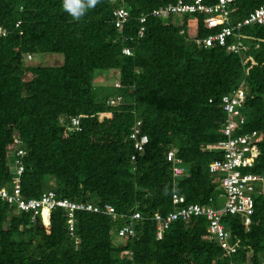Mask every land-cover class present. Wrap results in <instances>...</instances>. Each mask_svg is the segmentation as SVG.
Masks as SVG:
<instances>
[{
  "label": "trees",
  "instance_id": "obj_1",
  "mask_svg": "<svg viewBox=\"0 0 264 264\" xmlns=\"http://www.w3.org/2000/svg\"><path fill=\"white\" fill-rule=\"evenodd\" d=\"M174 2L99 0L77 20L63 0H0L7 31L0 36V185L17 177L25 199L51 190L57 199L100 209L74 211L71 236L66 210L53 209L43 224L0 198V264H264L261 194L248 227L239 215L222 218L232 254L204 239V217L155 237L151 217L173 210L174 193L187 204L218 207L221 177L208 165L222 160L218 145L228 140L224 97L242 93L232 137L261 135L246 152L253 167L243 172L264 177V25L243 29L241 54L203 48L193 41L214 33L204 28L203 13L150 16ZM262 6L264 0H235L229 22ZM121 7L128 21L117 28L113 11ZM141 16L145 32L138 37ZM27 55L57 57L31 66ZM103 75L120 87L96 86ZM116 95L120 102L109 105ZM134 130L148 138L141 154L133 150ZM105 205L117 218L103 213ZM135 212L142 219L133 222L134 237L120 236Z\"/></svg>",
  "mask_w": 264,
  "mask_h": 264
},
{
  "label": "built area",
  "instance_id": "obj_2",
  "mask_svg": "<svg viewBox=\"0 0 264 264\" xmlns=\"http://www.w3.org/2000/svg\"><path fill=\"white\" fill-rule=\"evenodd\" d=\"M112 2L116 0H110ZM235 0H175L164 7L153 10L150 16L156 19H167L171 16H181L184 14L203 13V26L205 29L214 31L204 39H196L195 43L204 48L218 46L225 49L227 53L241 54L245 51L246 46L242 40V31L247 26L264 25V6L259 7L252 11L247 17L241 21L233 24L229 22L230 14L233 12L230 5ZM128 10L121 7L113 11L115 27L120 28L128 21ZM146 17L139 18L140 28L137 31L138 37H142L145 31L144 23ZM19 23L15 25L18 27ZM217 31V32H216ZM7 31L0 27V36L5 37ZM124 55H131L129 48H123ZM30 59V56H28ZM115 87L119 88L120 85L116 82ZM242 96L241 92L235 93L232 97H224L222 99L224 110L228 113L227 120L223 129V134L228 138L224 143L218 145L224 151L222 160H216L208 165V171L211 174H219L221 177L219 183L220 197L224 198L225 202L222 207H204L198 204H187L182 195L174 193L171 197V204L173 210L166 215L156 213L151 217L155 224V237L161 240L165 231L176 222L188 223L192 218L204 217L208 221L207 234L204 239L216 242L225 252L230 254L235 252V248L230 246V233L222 223V218L225 215H239L243 217L244 224L250 223V216L255 211V194L260 193L262 190L256 184L263 182V177L244 173L247 168L253 167V159L246 155L249 151V146L253 143L259 142L261 137L255 131L232 137L233 131L237 127V122L234 118L239 115L235 105L239 103ZM121 97L119 95L111 98L108 101L109 105L119 103ZM76 125V121H72ZM239 123L242 124L243 120L240 119ZM130 139L133 141V150L137 154L144 151V147L148 142L145 135H139L138 130H134ZM217 148V147H215ZM175 151L168 153V161H172ZM18 154H22L18 151ZM131 160H135V155L131 156ZM16 173H22V166L16 165ZM181 170L174 169V176L180 175ZM18 178H14L10 186L0 185V198L11 206H15L18 212L31 213L32 220L38 216L44 219L43 211H47V219H49L50 212L55 208H61L67 211L68 220L67 227L69 234L73 236V212L76 210H85L99 212L100 209L91 205H83L73 203L67 199H57L56 194L49 190L44 192L38 199L30 198L25 199L22 197L21 188L18 183ZM9 188V190H7ZM103 213H106L113 218H117L114 209L109 205H105ZM142 216L135 212L130 222H126L120 229L119 235L134 237L135 231L133 227L134 220H140Z\"/></svg>",
  "mask_w": 264,
  "mask_h": 264
},
{
  "label": "clouds",
  "instance_id": "obj_3",
  "mask_svg": "<svg viewBox=\"0 0 264 264\" xmlns=\"http://www.w3.org/2000/svg\"><path fill=\"white\" fill-rule=\"evenodd\" d=\"M99 2V0H63V9L67 12V13H69L73 18H75V19H77V20H79L84 14H85V11H86V9H88V8H94L95 6H96V4ZM204 18V17H203ZM146 23V22H145ZM145 23H144V28H145ZM202 23H203V20H202ZM141 26H140V23H139V26H138V30H139V28H140ZM137 30V31H138ZM145 32V31H144ZM243 32V31H242ZM243 34V33H242ZM206 38V37H205ZM202 39H204V38H202ZM196 40V39H195ZM195 40L193 41L194 43H195ZM242 40H243V38H242ZM243 42H244V45L246 46V43H245V41L243 40ZM196 44V43H195ZM198 46V45H197ZM203 47V46H202ZM204 48V47H203ZM130 49V48H129ZM223 49V48H222ZM225 50V49H224ZM247 50V46H246V49H245V51ZM131 51V50H130ZM226 52V51H225ZM244 52V51H243ZM132 53V52H131ZM227 53V52H226ZM132 55V54H131ZM28 56L29 55H27L26 56V60L27 61H29L30 59H31V56H30V59H28ZM128 56V55H127ZM130 56V55H129ZM117 96V95H116ZM253 132V131H252ZM256 132V131H255ZM258 133V132H257ZM259 136L261 137V135L259 134ZM147 137V136H146ZM262 138V137H261ZM260 142V141H259ZM147 144H148V142H147ZM146 144V145H147ZM145 145V146H146ZM251 174H253V173H251ZM256 175V174H255ZM259 176V175H258ZM263 177V176H262ZM257 185V187L259 188V189H261L262 191L260 192V193H256L255 194V198L258 196V194H261V195H264V177H263V182H261V183H258V184H256ZM217 189H218V191L220 192V188H219V185H217ZM255 212V211H254ZM18 213H20V212H18ZM23 213V212H22ZM253 216V215H252ZM40 218H41V216H40ZM41 221H42V223L43 224H46L48 221H46L45 223L43 222V220H42V218H41ZM250 221H251V216H250ZM243 224H244V219H243ZM250 224V223H249ZM249 224L248 225H245L244 224V226H246V227H248L249 226ZM231 240V239H230ZM230 240H229V243H230Z\"/></svg>",
  "mask_w": 264,
  "mask_h": 264
},
{
  "label": "rangeland",
  "instance_id": "obj_4",
  "mask_svg": "<svg viewBox=\"0 0 264 264\" xmlns=\"http://www.w3.org/2000/svg\"><path fill=\"white\" fill-rule=\"evenodd\" d=\"M55 57H57V56H46V57H44L42 55H32L31 59L29 61H27L26 64H29L31 66H36V65H39L40 63H43V62L44 63L53 64L56 61ZM115 82L116 81H115L114 77L113 78H109V75L106 76V77H104V75H103V76H100L99 79H97L95 81V85L96 86H102V85H104V86H113ZM11 167H12V164H11ZM224 202H225L224 198H219L218 202H217L218 207H222Z\"/></svg>",
  "mask_w": 264,
  "mask_h": 264
},
{
  "label": "bare ground",
  "instance_id": "obj_5",
  "mask_svg": "<svg viewBox=\"0 0 264 264\" xmlns=\"http://www.w3.org/2000/svg\"><path fill=\"white\" fill-rule=\"evenodd\" d=\"M43 215H44L43 221H46V219H47V211L46 210L43 211Z\"/></svg>",
  "mask_w": 264,
  "mask_h": 264
}]
</instances>
